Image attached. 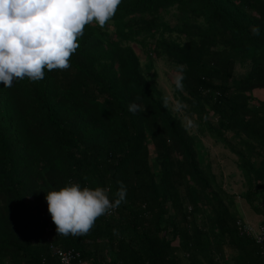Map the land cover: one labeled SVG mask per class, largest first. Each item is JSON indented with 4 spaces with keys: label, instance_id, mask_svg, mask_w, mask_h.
I'll use <instances>...</instances> for the list:
<instances>
[{
    "label": "trees",
    "instance_id": "1",
    "mask_svg": "<svg viewBox=\"0 0 264 264\" xmlns=\"http://www.w3.org/2000/svg\"><path fill=\"white\" fill-rule=\"evenodd\" d=\"M79 45L67 70L0 83V264H59L58 250L72 264H264L201 143L228 151L264 227V0H122ZM156 61L183 76L173 88L195 134ZM117 181L118 208L85 235L56 234L45 193L71 182L114 199Z\"/></svg>",
    "mask_w": 264,
    "mask_h": 264
},
{
    "label": "clouds",
    "instance_id": "2",
    "mask_svg": "<svg viewBox=\"0 0 264 264\" xmlns=\"http://www.w3.org/2000/svg\"><path fill=\"white\" fill-rule=\"evenodd\" d=\"M122 0H0V83L12 87L14 80L35 82L44 79L45 70H67L79 48L85 26L103 28L116 14ZM258 34L259 29H253ZM180 73L183 67L178 66ZM183 76L175 77L182 89ZM132 110V106H130ZM188 125L191 121L187 122ZM110 199V188L81 187L68 183L45 193L47 210L56 234L82 236L96 220L118 208L126 199V187Z\"/></svg>",
    "mask_w": 264,
    "mask_h": 264
},
{
    "label": "rangeland",
    "instance_id": "3",
    "mask_svg": "<svg viewBox=\"0 0 264 264\" xmlns=\"http://www.w3.org/2000/svg\"><path fill=\"white\" fill-rule=\"evenodd\" d=\"M173 13L171 11L167 18L170 19V14ZM171 23H173V18L170 19ZM132 47L137 51L138 54V47L135 44H132ZM142 62H145V58L141 56ZM154 69L158 76V86L161 89V91L164 93V95L167 98L168 106L171 108L173 112H177L179 117L182 119L183 124H186L188 126V130L191 133H196L195 125H193L191 115L185 116L186 113L182 109L181 105L179 104V101L177 99V94L174 91L173 84H175V73L171 70V68L166 65L163 61H156L154 65ZM237 73H240V70H237ZM263 89L255 90L254 96L257 97L258 94H262ZM188 121H191V124L188 125ZM202 147L207 152V161H211L212 163V170L213 173L218 177V179L222 182L223 187L226 188L230 193L236 194V203H238L240 207V211L242 215L245 216L246 221L251 220V226L255 228L258 224L256 223L257 220L260 221L261 217H256L254 215V212L249 208V206L245 203L243 200V197L241 196V191H244L245 188L243 187V183H241V176L239 175V172L233 165L231 161V157L228 153V151L223 148L222 145L216 144L212 139L208 137H204L201 139ZM239 194V195H237ZM250 219V220H249Z\"/></svg>",
    "mask_w": 264,
    "mask_h": 264
},
{
    "label": "built area",
    "instance_id": "4",
    "mask_svg": "<svg viewBox=\"0 0 264 264\" xmlns=\"http://www.w3.org/2000/svg\"><path fill=\"white\" fill-rule=\"evenodd\" d=\"M239 228H241L242 232L246 235H251L252 238L255 240L256 243L262 245L264 244V227L257 226L253 228L250 224L247 223H237ZM57 260L59 264H72L74 259L78 257V253H75L72 250L68 251H61L58 250L57 252Z\"/></svg>",
    "mask_w": 264,
    "mask_h": 264
},
{
    "label": "crops",
    "instance_id": "5",
    "mask_svg": "<svg viewBox=\"0 0 264 264\" xmlns=\"http://www.w3.org/2000/svg\"><path fill=\"white\" fill-rule=\"evenodd\" d=\"M262 94H258L257 96H258V98L259 99H261V100H264V90H263V92H261ZM256 217H259V215H256V214H254ZM242 217L244 218V221L246 222V223H248V224H251L252 222H251V220H250V222L249 221H246V218H245V216L244 215H242ZM261 217V216H260ZM256 223H258V224H262V218L260 219V221L259 220H257L256 221ZM258 224H256V225H258Z\"/></svg>",
    "mask_w": 264,
    "mask_h": 264
}]
</instances>
